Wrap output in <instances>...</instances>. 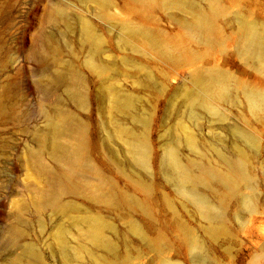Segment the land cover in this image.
Masks as SVG:
<instances>
[{
    "label": "rangeland",
    "instance_id": "rangeland-1",
    "mask_svg": "<svg viewBox=\"0 0 264 264\" xmlns=\"http://www.w3.org/2000/svg\"><path fill=\"white\" fill-rule=\"evenodd\" d=\"M104 1L0 0V264L29 260L26 247L41 264H264V114L245 97L251 90L264 93V65L240 48L245 24L264 32V0ZM212 13L215 34L206 40L193 24L199 14ZM86 23L98 47L85 38ZM126 25L150 37L130 35ZM36 50L48 59L42 62ZM65 68L81 76L84 106L63 87L43 96L38 83ZM208 72L230 83V95L211 109L195 102L196 76ZM119 97L130 98L131 106L118 108ZM58 109L84 123L86 156L107 183L108 200L81 189L63 194L60 209L39 206L47 181L33 155L60 171L43 139L47 113ZM133 138L145 145V166L129 154ZM171 148L193 175L198 165L225 173L221 156L245 160L247 175L234 192L216 182L200 187L221 210L217 224L205 220L165 173ZM85 181L92 189L97 183L92 175ZM94 219L103 222L109 248L89 239ZM13 227L18 235L11 242Z\"/></svg>",
    "mask_w": 264,
    "mask_h": 264
},
{
    "label": "bare ground",
    "instance_id": "bare-ground-1",
    "mask_svg": "<svg viewBox=\"0 0 264 264\" xmlns=\"http://www.w3.org/2000/svg\"><path fill=\"white\" fill-rule=\"evenodd\" d=\"M104 3V0H97ZM154 3L157 0H148ZM172 4L187 5L189 0H166ZM148 4V3H147ZM55 15H61L62 10L59 7L54 9ZM212 14H199L193 24L196 33L205 38L211 39L215 34ZM243 40L240 46L241 54L247 58L257 60L264 65V32L260 31L253 24H245L243 26ZM125 30L130 35H150L139 26L126 25ZM85 38L94 47L99 46V38L93 32L89 24H84ZM35 55H38L36 50ZM40 56V55H38ZM42 62L48 59L47 53H42L40 56ZM54 63V61H53ZM91 66L93 65L92 62ZM103 70V68H102ZM44 82H39L40 90L44 97H50L53 91L63 87L66 89L68 98L80 106H84L85 100L82 88V78L78 72L65 68L55 70L45 76ZM199 85V91L196 95L195 102L211 109L212 102L216 100L226 99L230 95L229 78L219 72H208L196 76ZM245 97L252 110L264 114V93L256 90L247 91ZM131 100L128 97L117 98L115 104L118 108H127L131 106ZM60 105V98L57 96L54 100V106L57 108ZM215 114V113H214ZM217 116V115H216ZM48 117V132L45 135V141L48 140L51 144L52 159L56 167L45 164L40 154L33 155L34 164L38 172L46 177L47 184L37 196L39 206L49 207L52 209H60L63 207L61 197L66 192L80 191L81 189L88 190L92 197L108 200L110 196L105 188L107 183L98 174L95 167L90 163L86 156V128L81 119L73 113L60 111L55 115L47 113ZM238 136L246 143H252V137L240 129H236ZM69 137L67 141L60 140ZM186 143L194 148L195 142L192 135L186 136ZM129 154L135 164L139 166L146 165V148L143 142L133 138L129 142ZM222 161L227 167V171L220 172L214 168L204 165H198V173L192 174L189 166L180 162L177 151L173 148L169 149L164 157V170L171 181L174 182L178 192L187 198L200 212L202 217L212 224H217L221 218V210L211 204L207 196L201 191L200 187H208L211 182H216L224 185L229 192H234L237 181L244 180L247 175L246 162L241 157L238 161H230V159L221 156ZM92 175L96 178L97 183L92 189L85 181V177ZM82 185H84L82 187ZM246 203H250L246 199ZM104 224L99 219H94L88 230V237L92 243L99 244L105 248H109V243L102 235ZM134 231H138L136 226ZM18 235V230L13 227L9 231V240L15 241ZM60 242L63 243L62 240ZM191 246L195 250L198 248L195 240H191ZM29 260L14 259L10 264H41L37 254L32 247H26L24 250ZM196 255V254H195ZM194 255V256H195ZM198 258V256H195ZM166 262V261H165ZM170 262V261H169ZM169 262H166L168 264ZM171 264V263H170Z\"/></svg>",
    "mask_w": 264,
    "mask_h": 264
}]
</instances>
